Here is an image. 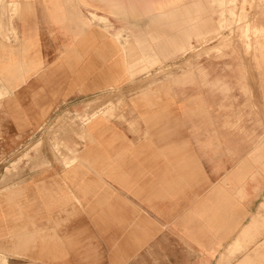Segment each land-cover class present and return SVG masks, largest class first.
<instances>
[{"label":"crops","instance_id":"obj_1","mask_svg":"<svg viewBox=\"0 0 264 264\" xmlns=\"http://www.w3.org/2000/svg\"><path fill=\"white\" fill-rule=\"evenodd\" d=\"M231 1L0 0V164L21 163L0 177V264H264V42L144 72ZM110 91L127 106L61 127L56 154L57 119Z\"/></svg>","mask_w":264,"mask_h":264},{"label":"rangeland","instance_id":"obj_2","mask_svg":"<svg viewBox=\"0 0 264 264\" xmlns=\"http://www.w3.org/2000/svg\"><path fill=\"white\" fill-rule=\"evenodd\" d=\"M234 1L215 4L221 11L231 16L217 19L216 26L213 23L215 20H199V36H194L192 42L191 35H189L190 40L182 51L183 56L178 61L175 58H171L165 63L158 62L149 67V69H145L144 72H151V74H158V76H167L168 82H170L172 76L177 73L190 74L193 69L200 70V73H203L202 71L206 67L209 57L213 58L214 55L222 56L223 51L230 48L233 44L240 43L245 46L244 52L247 56L258 52L255 51L252 45L259 41V47H261L260 43L264 42V25H262L264 23V14H262L264 13V0ZM208 22H210L212 30L207 29ZM214 26L215 29L213 28ZM263 57L264 48H259V61ZM126 102V99L118 98L117 94L110 91L97 98L88 99L87 103L84 104L83 112L78 110L75 114L57 119V129L53 132L54 151L56 154L61 155L65 153L63 145L65 132L60 129L61 127L68 126L72 129L75 128L77 133H79V130L84 126L83 120L88 114L97 112L98 115L111 119L115 112L117 113L127 106ZM227 102L229 103V101ZM243 118L245 117L243 116ZM256 120H259V115H248L245 118L247 130H241L243 134L241 136L249 139H255L259 136V130H256V128L259 129V123L256 124ZM233 130L235 131L236 129L233 128ZM16 154L17 152L13 149L11 152L12 160L0 164V177L4 173L5 175H10L20 170L21 163L15 162ZM5 181V178L0 179V184L2 185Z\"/></svg>","mask_w":264,"mask_h":264},{"label":"bare ground","instance_id":"obj_3","mask_svg":"<svg viewBox=\"0 0 264 264\" xmlns=\"http://www.w3.org/2000/svg\"><path fill=\"white\" fill-rule=\"evenodd\" d=\"M227 42V41H226ZM245 47V46H244ZM250 54V53H249ZM253 70V69H252ZM257 75V74H256ZM255 78H256V76H255ZM169 80V79H168ZM257 83V82H256ZM140 84H142V83H140ZM254 86V85H253ZM257 87V86H256ZM128 94V93H127ZM80 134V133H79ZM31 240V239H30Z\"/></svg>","mask_w":264,"mask_h":264}]
</instances>
